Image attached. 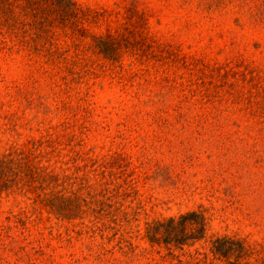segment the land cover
Listing matches in <instances>:
<instances>
[{
	"label": "rangeland",
	"instance_id": "1",
	"mask_svg": "<svg viewBox=\"0 0 264 264\" xmlns=\"http://www.w3.org/2000/svg\"><path fill=\"white\" fill-rule=\"evenodd\" d=\"M74 1L117 12L132 0ZM134 1L150 17V33L178 48L187 67L169 55L148 65L125 56L119 68L90 51L60 72L35 55L0 50V154L51 134L61 149L51 161L57 169L80 167L93 183L92 165L106 163L114 184L127 179L135 190L116 229L42 207L33 213L31 201L1 195L0 228L7 216L33 214L26 230L0 232V264H228L210 250L222 236L264 250V26L202 13L197 0ZM189 70L200 91H187L174 111L172 96L182 93L171 88ZM202 97L215 98L218 110ZM190 211L209 221L201 242L180 251L146 239V223Z\"/></svg>",
	"mask_w": 264,
	"mask_h": 264
},
{
	"label": "trees",
	"instance_id": "2",
	"mask_svg": "<svg viewBox=\"0 0 264 264\" xmlns=\"http://www.w3.org/2000/svg\"><path fill=\"white\" fill-rule=\"evenodd\" d=\"M193 1L196 0H186L187 3ZM197 2V8L202 13L226 11L230 16H235L237 23L244 19L250 25L264 26V0ZM122 9L117 12L93 10L74 0H0V50L8 54L26 53L27 57L35 55L60 72L72 68L80 57L90 51L119 68H123L125 56L148 65L151 58L170 55L175 57V62L182 61L188 66V59L180 54L178 48L160 42L150 33V17L139 9L136 1H130ZM91 28H108V31L94 33ZM194 57L190 59L196 64L198 61ZM189 72L188 80L183 75L179 78V84L174 83L171 88L172 93L178 90L182 93L172 96L177 102L174 111L186 99L187 91L194 87L200 91L198 79L193 80L192 71ZM234 98V105L242 102L239 96ZM201 100L218 110L219 103L216 104L215 98L202 97ZM180 110L183 107L180 106ZM246 110L243 108L247 114ZM262 110L264 107L260 108ZM59 147V142L52 139L51 134H46L39 140L31 139L5 149L0 154V196L5 194L31 201L33 213L42 207L62 220L88 217L94 224L107 222L114 225L111 229L120 227L122 221L119 218L128 216L123 208L124 202L132 194L130 191H135L133 183L125 179L122 185L114 184L111 167L106 163L98 167L92 165L97 173L93 183L87 176H79L80 167L74 173L67 174V170L57 169L51 163L60 154ZM31 214L24 211L7 216L5 220L8 225L1 226L0 232L9 233L18 227L26 230ZM103 228L110 226L103 225ZM208 228L209 221L204 212L190 211L146 223L145 237L151 245L183 251L204 240ZM210 250L213 256L228 264H264V250H258L242 239L215 237ZM191 260L196 264L207 263L206 258L191 257ZM177 264L189 262L184 263L178 258Z\"/></svg>",
	"mask_w": 264,
	"mask_h": 264
}]
</instances>
